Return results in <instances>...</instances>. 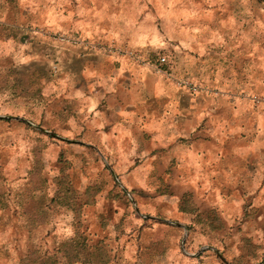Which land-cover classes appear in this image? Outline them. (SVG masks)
I'll use <instances>...</instances> for the list:
<instances>
[{"label": "crops", "instance_id": "crops-1", "mask_svg": "<svg viewBox=\"0 0 264 264\" xmlns=\"http://www.w3.org/2000/svg\"><path fill=\"white\" fill-rule=\"evenodd\" d=\"M62 2L14 0L10 6L0 0L2 79L9 75L13 84H41L40 97L56 104L60 124L73 129L80 124L75 130L84 132L85 144L106 148L110 162L142 164L141 177L160 180L171 172L180 187L195 180L199 195L220 196L234 184L250 193L260 190L242 166L264 155V105L252 101L264 98V33L257 22L230 8L229 0H171L169 8H155L168 38L167 55L161 54L167 56L166 69L209 90L192 94L126 58L68 45L35 46L34 34L27 31L31 25L143 47L151 63L159 61L160 54L147 50L152 32L141 31L145 0L106 16L97 11L95 17L80 13L76 4L81 0ZM75 104L77 110L69 113Z\"/></svg>", "mask_w": 264, "mask_h": 264}, {"label": "rangeland", "instance_id": "rangeland-1", "mask_svg": "<svg viewBox=\"0 0 264 264\" xmlns=\"http://www.w3.org/2000/svg\"><path fill=\"white\" fill-rule=\"evenodd\" d=\"M133 1L81 0L76 5L80 13L95 17L97 11L106 16L107 11L123 10L122 6L138 7V0ZM155 1L140 4L145 8L141 31L152 32L147 50L167 58L163 44L168 38L163 37L155 8L165 10L171 0ZM228 6L257 22L264 33V0H229ZM38 28L51 30L31 25L27 31L33 34ZM65 34L85 38L81 33ZM34 36L35 46H66ZM134 48L145 53L143 47ZM19 71L26 73L25 68ZM40 86L31 81L13 84L9 75L0 77V264L54 257L75 237L78 225L81 232L114 251L110 264L264 263V155L242 164L248 172L243 175L260 186L258 192L234 184L221 189L220 196L199 195L195 180L180 187V180L171 177L174 173L160 180L144 178L140 163L110 162L106 148L85 144L84 132L75 130L80 124L75 129L60 124L58 107L48 96L45 101L40 97ZM256 98L261 102L253 101L255 106H263L264 98ZM77 108L75 104L68 112Z\"/></svg>", "mask_w": 264, "mask_h": 264}, {"label": "built area", "instance_id": "built-area-1", "mask_svg": "<svg viewBox=\"0 0 264 264\" xmlns=\"http://www.w3.org/2000/svg\"><path fill=\"white\" fill-rule=\"evenodd\" d=\"M33 34L37 36L39 35L61 45L87 48L91 51L104 53L110 56L126 58L138 66L149 67L153 69L156 73L164 75L169 80H173L180 88L192 94L209 91L207 88L191 78H176L166 69L168 65V59L164 56L159 58L157 64H154L148 60L147 56L142 51L129 47H123L115 43H105L100 40L92 41L79 36L68 35L62 32H54L46 28H38L33 30ZM253 101L256 104L261 102L256 97L253 98Z\"/></svg>", "mask_w": 264, "mask_h": 264}, {"label": "trees", "instance_id": "trees-1", "mask_svg": "<svg viewBox=\"0 0 264 264\" xmlns=\"http://www.w3.org/2000/svg\"><path fill=\"white\" fill-rule=\"evenodd\" d=\"M56 196L59 197V193ZM80 227L78 225L75 237L65 242L54 257H24L21 264H110L116 257L114 251L108 250L104 242L96 240L92 235L81 232Z\"/></svg>", "mask_w": 264, "mask_h": 264}, {"label": "water", "instance_id": "water-1", "mask_svg": "<svg viewBox=\"0 0 264 264\" xmlns=\"http://www.w3.org/2000/svg\"><path fill=\"white\" fill-rule=\"evenodd\" d=\"M227 264V263H226ZM262 264H264V263H262Z\"/></svg>", "mask_w": 264, "mask_h": 264}]
</instances>
